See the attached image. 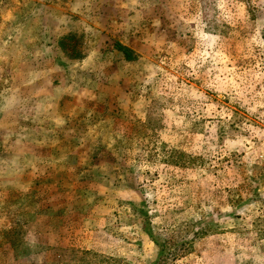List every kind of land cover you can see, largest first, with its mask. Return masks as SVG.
I'll list each match as a JSON object with an SVG mask.
<instances>
[{"label":"rangeland","instance_id":"rangeland-1","mask_svg":"<svg viewBox=\"0 0 264 264\" xmlns=\"http://www.w3.org/2000/svg\"><path fill=\"white\" fill-rule=\"evenodd\" d=\"M263 35L264 0H0V264H264Z\"/></svg>","mask_w":264,"mask_h":264},{"label":"trees","instance_id":"trees-1","mask_svg":"<svg viewBox=\"0 0 264 264\" xmlns=\"http://www.w3.org/2000/svg\"><path fill=\"white\" fill-rule=\"evenodd\" d=\"M262 39L264 42V35L262 36ZM161 156H162V160L165 163H167L169 165H173V166L189 167V166L193 165V163L195 161V159L193 157H191L190 155H187L183 152L176 151V150L164 149ZM170 242H172L171 239L168 240V243H170ZM179 250H181V249H178V251ZM181 252H184V251H181Z\"/></svg>","mask_w":264,"mask_h":264}]
</instances>
